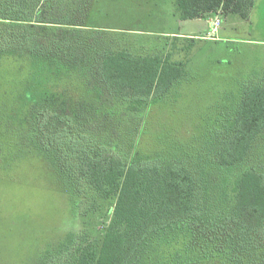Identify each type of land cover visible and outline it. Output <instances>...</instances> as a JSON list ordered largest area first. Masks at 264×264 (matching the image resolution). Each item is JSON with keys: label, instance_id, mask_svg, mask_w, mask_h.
Segmentation results:
<instances>
[{"label": "trees", "instance_id": "obj_1", "mask_svg": "<svg viewBox=\"0 0 264 264\" xmlns=\"http://www.w3.org/2000/svg\"><path fill=\"white\" fill-rule=\"evenodd\" d=\"M95 1L0 0V191L46 185L73 219L113 201L98 243L69 231L17 263L264 264V80L223 96L199 134H151L147 113L186 64L114 45L87 24ZM253 4L175 10L248 20Z\"/></svg>", "mask_w": 264, "mask_h": 264}, {"label": "rangeland", "instance_id": "obj_2", "mask_svg": "<svg viewBox=\"0 0 264 264\" xmlns=\"http://www.w3.org/2000/svg\"><path fill=\"white\" fill-rule=\"evenodd\" d=\"M217 16L221 26L211 33L214 17L181 21L175 0L93 4L88 26L107 31L114 45L140 56L170 54L172 61L186 64L178 88L151 105L146 122L151 134L161 127L163 135L199 134L202 116L212 113L223 96L235 95L250 81L264 80V0H254L248 20L235 14ZM20 172L26 179L36 176L25 167ZM36 184L0 191V264H18L17 254L41 248L69 231L98 243L109 221L112 200L87 205L85 218L73 219L64 197Z\"/></svg>", "mask_w": 264, "mask_h": 264}, {"label": "built area", "instance_id": "obj_3", "mask_svg": "<svg viewBox=\"0 0 264 264\" xmlns=\"http://www.w3.org/2000/svg\"><path fill=\"white\" fill-rule=\"evenodd\" d=\"M210 24H211V28H210L211 33H215L217 29L221 26V19L218 16H215Z\"/></svg>", "mask_w": 264, "mask_h": 264}]
</instances>
